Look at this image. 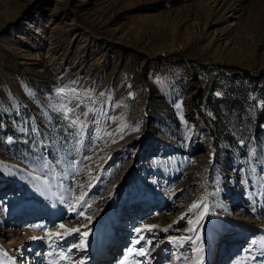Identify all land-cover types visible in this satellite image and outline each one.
<instances>
[{
    "label": "rangeland",
    "instance_id": "374dc122",
    "mask_svg": "<svg viewBox=\"0 0 264 264\" xmlns=\"http://www.w3.org/2000/svg\"><path fill=\"white\" fill-rule=\"evenodd\" d=\"M244 72L264 73V0H0V179L25 187L0 190V264H264V79ZM87 90L118 106L78 145L60 108L91 133Z\"/></svg>",
    "mask_w": 264,
    "mask_h": 264
},
{
    "label": "snow or ice",
    "instance_id": "6c2138e0",
    "mask_svg": "<svg viewBox=\"0 0 264 264\" xmlns=\"http://www.w3.org/2000/svg\"><path fill=\"white\" fill-rule=\"evenodd\" d=\"M68 91H70L73 95H80V93L76 90V89H69ZM65 92V89H59L58 90V94ZM84 95L89 99L90 104L92 106L86 105L83 103V101H80L77 105H76V109H79L80 107H83L85 110L83 112V116L86 118L88 116L89 113L93 114V120L91 121V127L93 129V131L91 133H88V127H89V123L86 121H81V124L83 125V127H77V121L80 120V116L81 113L77 110L73 112V115L71 118L68 117L67 115V111H65V109H67L68 111H73L72 108L68 107L71 104V100H67L65 101L60 108V111L64 113V117L65 120L68 121L69 123V127L74 129V135L76 137V141L77 144L79 145L80 143L83 142L84 138L86 135H98L99 133V125H100V118L99 117H104L105 118V123H109L112 122L115 117L108 115V111H109V107L115 108L118 105L115 104H111V101L107 98L98 101L96 99V95L94 93L91 92V90H87ZM100 97H106L105 93H99ZM96 105H98V107H95ZM33 131H36V129H33ZM105 135H113V133H109L107 132V130H104ZM11 140V138H9ZM75 163V161H74ZM45 167H48V163L45 162ZM202 199V198H201ZM199 203V200L196 202H193V204L191 205V207L195 208L197 207V204ZM206 207V206H205ZM203 211V209H202ZM80 215H83V209H81ZM191 221H189L190 223ZM61 227H63V225H61ZM83 235H87V232H84Z\"/></svg>",
    "mask_w": 264,
    "mask_h": 264
},
{
    "label": "bare ground",
    "instance_id": "6f19581e",
    "mask_svg": "<svg viewBox=\"0 0 264 264\" xmlns=\"http://www.w3.org/2000/svg\"><path fill=\"white\" fill-rule=\"evenodd\" d=\"M17 175H20L21 176V174L18 172L17 173ZM1 181H2V183H1V185H0V190H1V192H3L2 190H4V189H6L9 185H10V188H12L11 190L13 191H15L13 194H17V193H19V191L20 190H25V187H23V185H17V182L15 181V180H11L10 181V183L8 182L9 180H6V179H0ZM7 186V187H6ZM32 196H34V198L35 199H38V200H41L42 201V199L40 198L41 196L37 193V192H35L34 193V195L33 194H29V193H27V192H25V194L22 196L24 199H28V197H32ZM108 197L106 196V197H104L102 200H101V202L103 203V202H105L106 201V199H107ZM28 202V201H27ZM33 203V204H32ZM32 203H29V205L31 206V207H34V210L35 211H33V212H31V210H30V214H28L26 217H25V219H32L33 217L35 218V217H39V216H41V215H43V214H45V211H44V209H43V207L40 205V206H36V205H34L35 203L34 202H32ZM98 207H100V205L98 206ZM98 207H95V208H98ZM144 208V207H143ZM142 208V209H143ZM47 209V208H46ZM36 210H37V212H36ZM25 211H27V210H25ZM4 213H5V215H6V217L9 215V213L8 212H5L4 211ZM56 216H58V214L57 215H55V217ZM30 219V220H31ZM60 219V218H59ZM26 221V220H25ZM89 221H90V223H86V225L84 226L83 225V227H85V228H89L90 226H92V225H94L97 221H98V219L96 220V219H92V218H90L89 219ZM44 222V221H43ZM244 226V225H243ZM36 229V228H35ZM242 229H244V230H247L246 228H242ZM43 230V229H42ZM81 231V230H80ZM79 231V232H80ZM237 233H239V230L237 231ZM236 233V234H237ZM119 234V233H118ZM29 235V233H27V235L26 236H28ZM228 235V233L227 234H225V236H227ZM103 238V240H101V241H95V243H97V245H98V248H97V250L98 251H102V250H104V249H106V245H107V241L108 240H104V238H105V236H102ZM115 238V237H114ZM116 238H117V240L115 241V244H113L114 242L112 241V244H111V246H112V248L111 249H113V247H115V246H117L118 244H119V242H122L121 240H120V238L122 239L123 238V235H121V234H119V235H117L116 236ZM109 242V241H108ZM96 249H93L92 251L94 252ZM96 250V251H97ZM108 250H109V248H108ZM118 250V249H117ZM116 250V251H117ZM6 252L7 253H9L10 254V251H9V249H7L6 250ZM224 255V257L222 256V258H221V260H223V259H229L231 256H227L228 254H227V252L225 251L224 253H223ZM103 256H105V259L107 260L108 259V257H106L107 256V252L105 253L104 252V254H102ZM231 255V254H230ZM95 256V255H94ZM100 256V255H99ZM95 257H97V255L95 256ZM95 259V258H94ZM94 259H93V261H94ZM130 259V257H128V258H126V259H124L123 260V262L121 263V264H129V262H128V260ZM177 260V259H176ZM160 262H161V259H160ZM35 263V262H34Z\"/></svg>",
    "mask_w": 264,
    "mask_h": 264
},
{
    "label": "trees",
    "instance_id": "16d2710c",
    "mask_svg": "<svg viewBox=\"0 0 264 264\" xmlns=\"http://www.w3.org/2000/svg\"><path fill=\"white\" fill-rule=\"evenodd\" d=\"M213 67L218 69V70H221L222 72L235 70V69H232L231 67L218 66V65H214ZM244 74L250 76V74L247 72H244ZM250 77H252V80L258 81V80L264 79V73L262 72L258 76H250ZM262 104H263V107L261 110H259V114H258V118H257L258 121L256 124V126L258 128H260L259 130H263V126H264V118H263V116H264V101L262 102ZM10 137H14V136L11 135ZM229 144H230V146H229L230 148H236V146H237L235 143H229Z\"/></svg>",
    "mask_w": 264,
    "mask_h": 264
}]
</instances>
